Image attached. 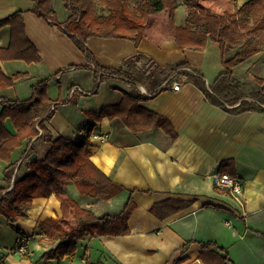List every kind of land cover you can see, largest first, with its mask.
I'll use <instances>...</instances> for the list:
<instances>
[{
	"label": "crops",
	"instance_id": "crops-1",
	"mask_svg": "<svg viewBox=\"0 0 264 264\" xmlns=\"http://www.w3.org/2000/svg\"><path fill=\"white\" fill-rule=\"evenodd\" d=\"M243 1L240 0V5ZM33 4L32 0L22 3L0 0V19L18 10L23 11L27 35L41 56L38 63L0 58V69L6 75L26 74L12 86L2 88L0 97L27 99L31 96L32 84L52 76L48 94L54 104L48 126L56 136L76 140L84 136L83 127L88 122L86 112L98 113L105 105L119 103L123 90H130L132 84L127 78L115 75L102 80L103 71L96 68L58 25L50 24L32 12ZM67 13V16L56 13L60 22L66 23L70 11ZM157 15L149 17L138 47L130 39L91 37L87 40V48L105 67L120 69L130 64L136 73L140 72L139 69L145 71L138 63L146 64L150 57L158 68L164 69L165 80L160 86H156V80L150 81L147 87L139 82L136 85L143 95L149 97L141 104L167 117L178 133L177 138L171 141L161 128L135 134L119 118L105 117L92 134L91 159L125 189L109 201H102L82 196L72 182L65 186L69 196L99 216L118 214L132 198L135 208L128 221L131 232L117 236L77 235L75 257L42 260L43 254L59 242H41L43 234L38 228L41 221L62 216L61 201L53 192L35 198L26 215L14 226L6 217L0 216V253L19 243L17 228L25 232L27 242L28 255L18 251L4 253L5 264H177L180 259L183 261L178 264H207L200 257L205 242L215 243L214 250L222 247L228 252L232 264H264V112L226 111L211 103L187 74H183L180 80V89H174L171 77L175 71L170 65L189 60L177 57L186 49L177 44L166 18L163 23L155 24ZM183 23H178L177 17V24ZM10 40L11 27L5 25L0 29V47H8ZM210 45L219 46V43L212 41ZM262 57L264 60V55ZM259 58L260 53L236 66L235 70L239 66L245 67L249 60L259 63ZM196 65L210 90L212 81L205 70ZM222 93L228 95L226 91ZM225 103L231 108L240 102ZM7 125L11 131H16L10 119ZM44 145L38 138L16 150L13 154V161H17L13 180L29 168L24 163L25 155L33 151L43 155ZM229 159L234 161L236 177L245 186L244 207L229 190L217 186L213 178V174L219 172L220 163ZM8 165L9 162L0 159V188L5 189L1 195L13 187V182L4 179ZM166 199L193 202L160 218L151 208Z\"/></svg>",
	"mask_w": 264,
	"mask_h": 264
},
{
	"label": "trees",
	"instance_id": "trees-1",
	"mask_svg": "<svg viewBox=\"0 0 264 264\" xmlns=\"http://www.w3.org/2000/svg\"><path fill=\"white\" fill-rule=\"evenodd\" d=\"M32 1L34 4L31 11L50 24L58 25L71 37L86 57L95 63L96 68L103 71L102 80L115 75L127 78L132 84L130 90H123L119 103L105 105L98 113L86 112L88 122L83 127L84 136L76 140L63 135L56 136L53 129L48 126L54 104L48 94V83L52 76L32 84L31 96L27 99L0 97V159L9 162L4 170L5 181L13 182L17 166V161H13V154L17 149L38 138L42 144H45L43 155L33 151L29 157H26L25 161L29 168L21 175H16L13 187L9 191L1 195L5 189L0 188V216L6 217L14 226L19 218L26 215L27 208L32 205L35 198L56 193L61 201L62 216L59 219L47 218L38 225L43 234L41 242L43 240L53 244L59 240L54 248L43 254L41 259L48 261L63 259L66 256L75 257L78 249L77 235L117 236L131 232L128 221L135 208L132 198L118 214L99 216L91 208L80 205L65 189L67 182H72L82 196L102 201H109L125 189L123 185L114 182L91 159V137L103 118H119L135 134L161 128L171 141L178 136L167 117L141 104L149 97L143 95L136 85L139 82L147 87L150 81L156 80V86H160L165 80V70L156 66L150 74H146L140 69V72L134 73L132 71L134 67L130 64L120 69L105 67L96 61L87 48V40L91 37L125 38L132 40L138 47L143 39L149 17L167 10L170 27L181 49L202 51L209 42H217L220 45L222 63L225 67L210 85L213 93L207 89L206 81L199 77L202 71L195 63L184 61L170 65L175 74L181 72L193 78L206 98L226 111L264 112V76L256 74L251 69L247 70V74L257 84V90L252 96L257 101L245 98L241 100L243 98L241 97L237 101L240 102L239 105L230 108L221 94L222 91L232 92L240 88L242 82L234 74L235 67L264 51V44L259 43L254 34L264 20V0H246L242 5H236L233 11L219 6L216 0H133L131 2L129 0H65V6L70 11L65 24L58 21L54 0ZM180 2L186 6L188 12L182 25L177 24L176 21ZM5 25L11 27V40L8 47H0V58L21 59L29 63L40 62L41 56L37 47L27 35L23 11L18 10L0 19V29ZM230 51L232 55L226 56ZM184 67L195 72L182 71ZM25 75L18 72L9 76L0 69V90L12 86L18 78ZM8 119L11 120L15 132L8 128ZM233 167V160H224L220 163L218 171L236 176ZM192 202L193 200L186 199H166L155 203L151 211L160 218H165ZM17 233L25 238V232L20 228H17ZM23 244L26 245L27 242L23 241ZM214 246L213 242L203 243L200 257L207 264H232L228 252L222 247L214 250L212 249ZM23 254L28 255V252ZM181 261L183 260H178L177 264Z\"/></svg>",
	"mask_w": 264,
	"mask_h": 264
},
{
	"label": "rangeland",
	"instance_id": "rangeland-1",
	"mask_svg": "<svg viewBox=\"0 0 264 264\" xmlns=\"http://www.w3.org/2000/svg\"><path fill=\"white\" fill-rule=\"evenodd\" d=\"M19 1L21 3L26 2V0H19ZM129 1L131 2L133 0H129ZM245 1H243V3ZM216 2L219 6L223 7L224 9H228L230 11H233L235 9L236 5H240V0H216ZM54 7L56 8V11H57L56 13L59 16H64V15L67 16L68 9L66 8L63 0H54ZM101 8H102V6H100V9ZM187 13L188 12H187L186 6L182 2H180L179 7L177 9L178 23L179 22L185 23L184 20L186 19ZM157 14L158 15L156 16L155 24L156 23H163V19H165V18H166V22L169 23L167 10H164V11L159 12ZM58 21H59V19H58ZM176 21H177V19H176ZM169 25H170V23H169ZM179 25H182V24H179ZM168 31H169V33H171V30H169V28H168ZM254 34H255L257 41L259 43L264 44V20L260 23L258 28L255 30ZM211 42H209L207 47L202 51H194V50L186 49V51L180 52V55H178L177 57L180 58V56H183L184 60L188 59L190 62L200 65L203 68V70H205L206 76L208 78H210V80L213 83V79L215 77L217 78L218 75L224 70L225 67L222 63V54H221L220 45L219 46L210 45ZM231 53H232L231 51L227 52L226 56L232 55ZM261 55L262 56L264 55V51L260 52L259 63L252 62L253 60H249L246 63L245 67L241 68V66H239L240 68L237 67L236 70L234 69L235 76L239 80H241L242 84L240 85V88H238L237 90H233L232 92H228V95L222 93L223 91L221 92L223 99L225 101H227L228 104L233 105L241 97H243L245 99H249L251 101H257L252 97V96H254L253 95L254 91L257 90V84L248 76L247 69H251L256 74L264 76V70H263L264 65H261L264 62V60L262 59L263 57ZM181 63H183V62H181ZM154 64H156V62H154ZM175 64H178V62H175ZM246 67H247V69H245ZM182 71H187V70H182ZM188 71H190L191 73L195 72V71L192 72V70L190 68L188 69ZM183 74L184 73L176 72L175 80L176 79L182 80ZM199 77L201 78V76H199ZM187 78L189 80H191V77L187 76ZM210 91L213 93L212 89H210ZM40 143H42V142H40ZM26 157H29V155H27V156L25 155V159H26ZM25 159H24V161H25ZM24 163H26V161ZM13 182H14V180H13ZM64 184H65V182H64Z\"/></svg>",
	"mask_w": 264,
	"mask_h": 264
},
{
	"label": "built area",
	"instance_id": "built-area-1",
	"mask_svg": "<svg viewBox=\"0 0 264 264\" xmlns=\"http://www.w3.org/2000/svg\"><path fill=\"white\" fill-rule=\"evenodd\" d=\"M148 62L147 64L143 62H139L138 66H140L143 70L147 71V73H151L153 69H155L156 64H154V60L150 57L147 58ZM192 70V69H191ZM192 72H194L192 70ZM176 75V74H175ZM175 75L171 77L173 79L172 86L174 89H180L182 83L180 80H175ZM144 91H146L143 87H141ZM40 132L42 130L40 129ZM214 181L217 186L223 189H227L231 192V194L234 196L235 200L242 206H245V199H244V183L241 179H239L236 176H232L229 173H220L216 172L213 174ZM23 241H25V238L20 237L19 243L14 248H9L4 253L12 254L14 252H22L25 253L27 251L26 245L23 244ZM3 252L0 253V264H5V254Z\"/></svg>",
	"mask_w": 264,
	"mask_h": 264
}]
</instances>
